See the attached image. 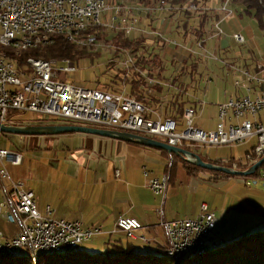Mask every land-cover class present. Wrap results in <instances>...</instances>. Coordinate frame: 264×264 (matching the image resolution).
Here are the masks:
<instances>
[{
	"label": "built area",
	"instance_id": "obj_1",
	"mask_svg": "<svg viewBox=\"0 0 264 264\" xmlns=\"http://www.w3.org/2000/svg\"><path fill=\"white\" fill-rule=\"evenodd\" d=\"M232 0H223L211 14L216 17L211 27L213 38L223 35L222 23L234 16ZM188 11L198 7L188 2ZM149 7V5H147ZM169 4L154 8V14H145V9H137L132 2L116 0H0V43L9 40L38 39L41 44H50L53 37L61 35L67 40L103 41L97 34L106 30L123 33L125 36H155L167 45L181 47L193 56H204L205 41L190 40L187 43L175 40L161 31L166 23L159 13H171ZM156 18V22L142 25V19ZM155 21V20H154ZM59 27H66V34H59ZM231 41L245 44L241 33L224 35ZM191 42L193 45H191ZM109 49L112 47L108 46ZM113 50V49H112ZM200 50V53L197 51ZM9 55H0V123L12 124L8 119L10 111L30 112L49 120H58L66 125L85 126L137 134L154 140L181 147L192 152L199 149L207 152L212 146L229 145L257 136L256 146L247 155L248 164L239 166L232 161V169L250 167L264 156V57L252 59V63L239 67L229 65L234 77L235 95L218 105V122L214 129L204 131L193 125L195 110L185 108L181 122L164 117L160 111L152 110L126 93V85L117 92L86 88L75 82L68 83V73L74 70L73 62L57 63L28 59L30 73L16 69ZM216 59V58H215ZM133 63L130 55L119 62L122 68ZM63 64L62 66H58ZM139 72V70H136ZM141 75L148 84L159 82ZM183 126V130H179ZM189 148V149H188ZM195 153V152H193ZM197 154V153H196ZM8 160L11 165L21 164L22 155L0 146V163ZM143 174L148 176L144 169ZM118 175V172H117ZM0 179L10 180L8 171L0 168ZM152 192L166 198L169 178L166 174L147 180ZM56 211L46 206L40 213L33 191L26 190L22 182H11V191L0 200V218L15 216L19 229L12 237H5L0 231V247L14 253L22 249L36 252L39 249L74 247L82 245L102 234L100 227H84L79 221H68L54 217ZM217 223L213 212L206 204H201L194 219L162 221L168 246L166 251L180 256L185 252L208 249L222 242L215 230ZM141 223L132 217H121L112 231L136 238L135 232L142 229ZM144 243L149 240L142 237Z\"/></svg>",
	"mask_w": 264,
	"mask_h": 264
},
{
	"label": "rangeland",
	"instance_id": "obj_2",
	"mask_svg": "<svg viewBox=\"0 0 264 264\" xmlns=\"http://www.w3.org/2000/svg\"><path fill=\"white\" fill-rule=\"evenodd\" d=\"M217 1L220 4V0ZM209 3H211V0ZM211 6L212 9L216 8V5L213 6L212 4ZM231 8L235 11L234 16L221 25L224 34L209 38L205 42L204 50L201 51L204 55L199 66V74L201 76H198L196 81L193 82L190 81L188 75L182 76V81L190 83L187 97L194 102H198L200 107H203L201 110L197 109L193 117V125L204 131L214 129L219 121L218 116L214 117L212 113L214 107L227 102L235 95L237 90L233 83L234 77L232 73L226 74L225 72V65L233 64L244 67L245 62H247V65L252 63L253 55L259 56V58L264 57L263 38L255 21L247 16L239 15L236 7L231 6ZM211 20V23H213L214 18ZM234 32L241 33L246 39V43L231 42L229 38L224 37L225 34L230 36ZM101 46L98 53H96L99 55H95L92 60L87 58L79 62H73L74 70L68 73V83L75 82L92 89L96 87V80L99 79L100 82H103L117 70L122 69L123 65L119 64L120 61L122 63V60L112 61V67L107 69L108 59L112 57L114 51L109 49L107 44L105 45L103 42ZM197 51L200 53V50ZM62 65L59 64L58 66ZM23 71L27 72L28 66H25ZM34 117L35 115L30 112L15 111L9 121L26 122L33 120ZM183 129L184 127L180 126L179 130ZM122 144L124 148L119 150L116 155L122 158V166H126V171L120 168V179L117 178L119 175L115 177L113 172L109 174V179L111 180V183L109 180L110 192L106 198L99 201L105 210L109 212L113 210V200L115 198L113 187L117 185V181L122 182L123 186L135 183L145 187L148 184V179L143 174L144 169L153 171L156 177H161L164 174L165 166L169 164V166L173 165L174 167L163 205L164 215L168 221L194 219L199 213L201 204H206L208 211L213 212L216 216L218 221L216 230L219 236L227 242L264 229V185L260 179L254 178L253 175L246 177L229 176V178L222 180L224 181L223 183L218 181L219 183L215 185L208 179L209 173L213 174L214 172L206 170V175L200 173L197 176H190L184 166L186 162L180 158H176L173 160L174 162H171L170 158L165 153H162L161 150L134 143ZM256 144L257 136H251L241 142L212 146L207 149V152L211 160L229 159L235 161L239 166H245L248 164L246 153L251 151ZM149 156L154 161H146ZM24 157L25 164L22 167L13 166L10 162L0 163V167H4L11 177L19 175V170H21L22 175L27 169L35 170L40 167L43 170L41 175L48 173L47 160L45 158L33 159L31 152H25ZM260 171L264 172L263 168H260ZM192 179H195L196 183L191 184ZM9 182L10 180L3 181L7 188H9ZM107 190L106 187L105 191L107 192ZM139 190L143 192L141 189ZM117 193L121 197L126 195V192L122 190L117 191ZM151 194L155 200L160 201L161 208L162 198L152 192ZM116 205L115 210L118 211L119 205ZM105 221L114 220L108 218ZM18 229L19 224L17 221L0 218V231L5 237L14 236ZM135 234L139 235L137 231ZM145 237L149 240V243H144L135 238H127L124 233L111 235L104 233L83 243L81 246L82 253L99 254L108 248V242L122 239L125 246L133 245L137 253L155 254L154 251L157 245H163L166 240L164 228L159 223L152 228L151 234H147ZM18 253L20 255L30 254L27 249L19 250Z\"/></svg>",
	"mask_w": 264,
	"mask_h": 264
},
{
	"label": "trees",
	"instance_id": "obj_3",
	"mask_svg": "<svg viewBox=\"0 0 264 264\" xmlns=\"http://www.w3.org/2000/svg\"><path fill=\"white\" fill-rule=\"evenodd\" d=\"M130 1L147 4L155 0ZM165 1L169 6L178 7V9L173 10L165 17L166 23L161 27V31L164 34L183 43H187L191 39L194 42L208 39L212 32L211 19L214 18L216 20V17L210 13L211 7H208L210 0ZM222 1L220 0V4ZM188 2L194 3L198 10L188 11L185 9L184 5ZM231 6L237 8L239 15L247 16L255 21L261 32L264 45V0H232ZM89 32L97 34L114 51L112 57L108 59L107 69L112 67V61L123 60L126 54L133 58V63L128 68L117 70L103 82H100L99 79L96 80L95 88L117 92L122 89V85H126V93L128 95L136 97L139 102L149 109L160 111L164 117L174 118L180 122L185 108H193L196 112L200 107L198 102H194L187 97L190 83L182 81V76L188 75L191 82L196 81V78L201 76L199 74L201 59L181 47L167 45L155 36L128 37L123 33L114 34L106 30L100 32L92 30ZM191 45H193L192 42ZM96 53L98 52L94 53L87 49L79 48L67 41L64 36L58 35L53 37L52 43L21 51L17 55H11L10 59L16 69L23 71L28 59L79 62L87 58L92 60L95 55H99ZM136 70H139V72ZM141 71L146 73V78L157 80L159 83L155 85L148 84L141 75ZM27 73H30L29 68ZM13 113L15 111L8 113V119ZM12 122L14 125H66L64 122L49 120L39 116H35L31 121ZM13 136L19 135L0 133V144L6 142L10 143L11 146L9 141ZM0 146L2 147V145ZM161 152L165 153L171 162L179 158L175 155H169L165 151L161 150ZM192 152L197 153L205 162L225 167L232 166L233 160H211L208 152L199 149H194ZM184 166L190 176H197L200 173L205 174L206 171L188 163H184ZM165 167L164 174L168 176L170 184L174 166L167 164ZM241 168L246 169V167ZM261 168L264 170V165ZM253 176L260 179L264 184L263 171L258 170ZM227 178L229 176L220 172L209 173L208 177L209 181L213 183ZM107 244L109 245L108 248L99 254H85L82 253L81 248L72 253L40 255L36 261L32 260L30 254L20 255L18 252L10 254L0 253V264H178L174 257L166 255L167 238L163 245H157L154 251L155 254L137 253L131 246H125L122 239H117ZM179 264H264V229L246 234L234 241L226 242L214 250L202 255H196Z\"/></svg>",
	"mask_w": 264,
	"mask_h": 264
},
{
	"label": "crops",
	"instance_id": "obj_4",
	"mask_svg": "<svg viewBox=\"0 0 264 264\" xmlns=\"http://www.w3.org/2000/svg\"><path fill=\"white\" fill-rule=\"evenodd\" d=\"M208 4H210L208 7L212 4L216 5L215 7L219 5L217 0H211ZM168 14L159 13V16L165 18ZM154 19L156 18L142 19L141 24H152L156 22ZM252 57L259 59V56ZM246 64L247 62L244 63ZM225 66L226 74H230L229 65ZM218 105L212 110L214 117L218 116ZM202 108L199 107V110ZM9 142L11 146L6 142L0 145L12 152L18 150L17 152L22 155L21 164L16 167H22L25 164L24 153L31 152L33 159L47 160L48 173L41 175L42 167L35 170L27 169L22 175L19 170V175L10 176L9 188L4 185V180L0 179V200L11 191V182H22L26 190H31L35 194L40 213H44L46 206H51L56 211L54 217L79 221L85 227H100L109 235L114 234L111 232L119 218L132 217L143 227L137 231L139 235L135 234L136 240H141L142 237L146 239L145 236L151 234L154 226L158 223L162 226V221H168L163 211L165 200H161L160 208V201L153 198L148 184L145 187L135 183L123 186L122 182L117 181V185L113 187L115 192L113 210L109 212L101 206L99 201L106 198L110 192L109 174L113 172L116 177L118 172L117 178L120 179V168L126 171V166H122V158L116 155L124 148L122 144L124 142L80 133L57 136H13ZM151 160L154 161L150 156L146 158L148 162ZM154 174L153 171H149L146 178H157ZM194 183H196L195 179H192L191 184ZM120 190L126 192L125 197L118 195L117 191ZM116 204L119 205L118 211L115 210ZM108 218L114 221H105ZM11 221H17L16 217L12 216ZM131 247L134 249L133 245Z\"/></svg>",
	"mask_w": 264,
	"mask_h": 264
},
{
	"label": "water",
	"instance_id": "obj_5",
	"mask_svg": "<svg viewBox=\"0 0 264 264\" xmlns=\"http://www.w3.org/2000/svg\"><path fill=\"white\" fill-rule=\"evenodd\" d=\"M0 133L19 135V136H57L64 134H87L93 136L105 137L113 140H118L124 143H134L144 147L155 148L158 150L165 151L169 155H175L179 157L184 162L193 165L195 167L212 171L220 172L228 176H252L264 165V156L260 158L257 162L246 169H232L230 167H225L217 164H212L210 162H205L201 157L189 150H186L181 147H176L169 145L167 143L140 136L137 134L119 132L114 130L98 129L85 126H76V125H14V124H4L0 123ZM264 185V184H263ZM10 221L12 217H9ZM218 223V221H217ZM216 223V226H217ZM85 227V226H84ZM102 230V229H101ZM216 230V227H215ZM103 232V231H102ZM218 233V231L216 230ZM104 233V232H103ZM102 233V234H103ZM112 233V232H111ZM116 233V232H114ZM101 235V234H100ZM219 235V233H218ZM219 238L222 242L215 246L214 249L222 246L227 241L223 240L220 236ZM16 252V251H15ZM14 252V253H15ZM18 252V251H17ZM176 262L182 263L181 260H176Z\"/></svg>",
	"mask_w": 264,
	"mask_h": 264
},
{
	"label": "bare ground",
	"instance_id": "obj_6",
	"mask_svg": "<svg viewBox=\"0 0 264 264\" xmlns=\"http://www.w3.org/2000/svg\"><path fill=\"white\" fill-rule=\"evenodd\" d=\"M116 1H118V2H132L130 0H116ZM133 3L137 9H145V14H154V8H160L161 5H164V0H155L154 2L147 3V4L136 2V1H133ZM147 5H149V7H147ZM169 9H176V7L169 6ZM59 34H66V27H59ZM67 41L71 42L72 44L76 45L79 48H84V49H87L88 51H91L94 53L98 52L99 48L102 47L101 46L102 42L106 45V43L104 41L84 40V41H81V43L79 41H75V40H67ZM41 45H45V44H41L40 42H38V39H29V41L26 43H24L22 40H9V42L0 43V55H9L10 52L15 53L17 55L21 51H25L27 49L35 48V47L41 46ZM107 47H108V45H107ZM8 48H9V50H7ZM44 61H46V60H44ZM46 62L65 63V62H70V61L64 60V61L58 62L56 60H49ZM81 246L82 245H74V247H69L67 249H63V248L39 249L36 252H30V255L32 257V260L36 261V259L40 255L54 254V253H72V252H76L79 249H81ZM215 246L216 245H213V246L208 247V249H201L199 251L185 252L184 254H182V256H180V260L183 262L184 260L190 259L191 257H194L196 255L205 254V253L213 250V248H215ZM0 253L10 254L11 252H9V250H6L3 247H0ZM166 255L174 257L176 260H179L176 252L166 251Z\"/></svg>",
	"mask_w": 264,
	"mask_h": 264
}]
</instances>
